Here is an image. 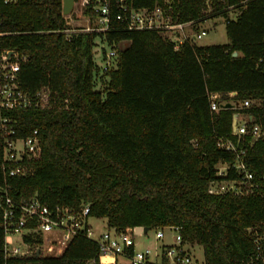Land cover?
I'll return each mask as SVG.
<instances>
[{"label":"trees","instance_id":"16d2710c","mask_svg":"<svg viewBox=\"0 0 264 264\" xmlns=\"http://www.w3.org/2000/svg\"><path fill=\"white\" fill-rule=\"evenodd\" d=\"M128 2L169 3L173 18L193 21L195 30L223 15L228 43L175 50L159 31L124 28L114 5L109 30L67 39L62 0H0V49L27 55L20 85L42 93L38 106L14 113L19 135L39 130L42 152L29 174L9 177L11 194L36 195L51 206L88 203L90 216L116 230L179 226L184 242L203 247V264H264V0ZM97 40L117 50L116 68L102 73L109 77L104 92L95 89ZM231 91L250 105L211 109L210 93L226 98ZM236 112L252 116L249 128H261L258 138L245 135L239 146L259 188L212 194L217 165L236 158L217 146L231 136ZM2 159L0 139V184ZM4 237L0 226V264H100L98 244L82 234L58 257H5Z\"/></svg>","mask_w":264,"mask_h":264},{"label":"built area","instance_id":"2783aa9c","mask_svg":"<svg viewBox=\"0 0 264 264\" xmlns=\"http://www.w3.org/2000/svg\"><path fill=\"white\" fill-rule=\"evenodd\" d=\"M112 5L116 10V19L124 28L159 31L173 43L175 50H179L185 43L198 44L205 34L203 29H194L193 21L181 22L173 18L169 3L167 6L156 3L153 7H133L128 0H75L71 13L63 14L66 23L61 32L67 39H71L80 32L109 30ZM89 9L98 14L94 26H91L94 19L85 13ZM73 13L76 15L75 19L72 18ZM79 20L86 23L75 24ZM99 43L103 50L101 72L104 73L116 68L117 50L102 40ZM26 60L27 55L16 48L0 49V139L4 174V182L0 184V226L5 236V257H58L64 253L74 236L82 234L98 244L100 264H198L191 244L183 241L179 226L157 227L155 240L162 241L161 244H156L154 248L145 246L139 249V242L135 237H144L147 234L148 231H144L145 226H132L121 230L108 228L96 234L88 221V203L79 207L60 204L51 206L36 195L30 199H16L11 194L9 177L29 174L30 162L39 158L42 152L39 130L36 128L26 136L19 135V120L14 114L18 110L36 107L42 100L40 90L29 92L20 85L19 72ZM236 95L235 91H231L224 99L218 92L210 93L211 109H242L250 105L249 99L235 101L233 98ZM234 114L237 115V123L235 128L232 126L231 136L220 137L217 146L225 151L235 152L236 158L231 163L217 165V178L209 183V192L212 194H250L259 188V183L254 181V175L245 161V149L239 146L245 135L251 134L254 139L258 138L262 133L261 128L258 124L249 128L252 116L240 112ZM230 170H234L237 176L229 178ZM166 229L175 231L171 242L164 240ZM27 236H31L32 241H27ZM37 237L40 241H36ZM105 259H109V262H105Z\"/></svg>","mask_w":264,"mask_h":264},{"label":"rangeland","instance_id":"374dc122","mask_svg":"<svg viewBox=\"0 0 264 264\" xmlns=\"http://www.w3.org/2000/svg\"><path fill=\"white\" fill-rule=\"evenodd\" d=\"M238 12L233 11L230 16L234 17L236 16ZM72 18H76V15L73 13ZM86 21L79 20L75 21V24L78 25H84ZM74 24V23H73ZM96 24L95 19L91 26H94ZM198 30L203 29L205 30L204 36L198 41V44L200 45H211V44H226L228 43V38L226 35V29H225V17L223 15H219L212 18H207L203 22L199 23ZM94 57L95 60L98 62L100 66H102L103 62L101 60V49H100V43L97 40V44L94 47ZM97 80H96V86L95 89L100 91H105L108 85L109 77L106 75H103L102 72H99L97 74ZM225 99V98H224ZM89 224L91 228L96 232V234L102 233L103 231L107 230L109 227L107 225V221L105 218H97L93 216H89L88 218ZM155 231L156 228H152L148 230L147 234L143 236H136L135 240L138 243V248L142 249L145 246L154 248L156 244H161L162 241H156L155 240ZM175 235L174 230L166 229L165 231V238L164 240L167 242H171L173 240V237ZM259 241L263 243L264 245V235L259 237ZM192 253L195 257L196 262L198 264L204 263V251L203 247L199 244H193L191 245ZM158 260V258H157Z\"/></svg>","mask_w":264,"mask_h":264},{"label":"water","instance_id":"95a60500","mask_svg":"<svg viewBox=\"0 0 264 264\" xmlns=\"http://www.w3.org/2000/svg\"><path fill=\"white\" fill-rule=\"evenodd\" d=\"M75 0H62V13L64 15H67L69 13H71L72 9H73V5H74ZM233 55H237V52H233ZM237 123V115L234 114L233 116V120H232V126L233 128H235ZM140 229V228H138ZM149 230V227H144V231L147 232ZM138 232H140V230H138ZM38 254V252H37Z\"/></svg>","mask_w":264,"mask_h":264},{"label":"bare ground","instance_id":"6f19581e","mask_svg":"<svg viewBox=\"0 0 264 264\" xmlns=\"http://www.w3.org/2000/svg\"><path fill=\"white\" fill-rule=\"evenodd\" d=\"M105 262H109V259H107V260L105 259Z\"/></svg>","mask_w":264,"mask_h":264}]
</instances>
